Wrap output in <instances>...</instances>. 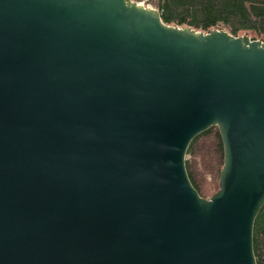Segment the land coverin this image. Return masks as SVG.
I'll use <instances>...</instances> for the list:
<instances>
[{
	"label": "water",
	"instance_id": "95a60500",
	"mask_svg": "<svg viewBox=\"0 0 264 264\" xmlns=\"http://www.w3.org/2000/svg\"><path fill=\"white\" fill-rule=\"evenodd\" d=\"M217 127L219 190L186 168ZM264 40L133 0H0V264H257Z\"/></svg>",
	"mask_w": 264,
	"mask_h": 264
},
{
	"label": "trees",
	"instance_id": "16d2710c",
	"mask_svg": "<svg viewBox=\"0 0 264 264\" xmlns=\"http://www.w3.org/2000/svg\"><path fill=\"white\" fill-rule=\"evenodd\" d=\"M165 24L208 33L225 29L233 36L264 40V0H157ZM224 145L217 127L190 145L186 168L194 188L206 199L219 190L224 165ZM254 253L264 264V206L254 227Z\"/></svg>",
	"mask_w": 264,
	"mask_h": 264
},
{
	"label": "rangeland",
	"instance_id": "374dc122",
	"mask_svg": "<svg viewBox=\"0 0 264 264\" xmlns=\"http://www.w3.org/2000/svg\"><path fill=\"white\" fill-rule=\"evenodd\" d=\"M133 1L141 4V3H143L144 0H133ZM156 2H157V0H149L148 2L145 3V6L159 10Z\"/></svg>",
	"mask_w": 264,
	"mask_h": 264
},
{
	"label": "built area",
	"instance_id": "2783aa9c",
	"mask_svg": "<svg viewBox=\"0 0 264 264\" xmlns=\"http://www.w3.org/2000/svg\"><path fill=\"white\" fill-rule=\"evenodd\" d=\"M149 0H144L143 3H141L142 5H145L146 2H148Z\"/></svg>",
	"mask_w": 264,
	"mask_h": 264
}]
</instances>
